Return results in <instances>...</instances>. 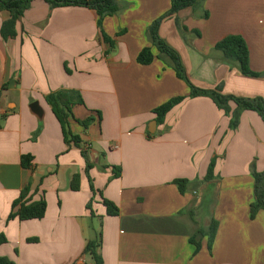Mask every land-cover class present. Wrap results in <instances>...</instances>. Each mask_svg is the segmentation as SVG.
Wrapping results in <instances>:
<instances>
[{
  "label": "crops",
  "instance_id": "obj_1",
  "mask_svg": "<svg viewBox=\"0 0 264 264\" xmlns=\"http://www.w3.org/2000/svg\"><path fill=\"white\" fill-rule=\"evenodd\" d=\"M120 12L106 18L104 33L95 11L52 8L32 1L13 28L0 12V258L15 264H95L85 254L101 233L103 264H264V211L251 219L255 202L253 166L264 172V123L258 113L226 115L191 90L173 68L155 59L137 62L152 46L148 30L171 9V0H119ZM181 57L198 88H220L225 96L262 98L264 77L241 74L216 46L242 37L250 68L264 74V0H204L165 19L159 30ZM69 90L80 94L72 132L82 150L69 148L46 98ZM187 98L158 124L154 110L171 99ZM94 123L84 129L78 122ZM154 122L157 125H154ZM32 157L29 168L22 159ZM216 160L215 179L205 182ZM80 177L79 191L72 190ZM176 180L189 185L181 194ZM94 187V191L92 190ZM42 198V220L8 221L25 188ZM103 199L119 216L109 217ZM90 206V209L88 208ZM218 222L208 248L192 240Z\"/></svg>",
  "mask_w": 264,
  "mask_h": 264
},
{
  "label": "trees",
  "instance_id": "obj_2",
  "mask_svg": "<svg viewBox=\"0 0 264 264\" xmlns=\"http://www.w3.org/2000/svg\"><path fill=\"white\" fill-rule=\"evenodd\" d=\"M34 0H0V12L9 11L12 14V20L3 26V31L13 28L18 17L22 16L28 5ZM53 9L61 7H84L96 12L98 16V27L101 31L103 40L112 46L113 41L103 31V22L106 18L113 17L120 12L119 0H44ZM204 0H171L170 11L153 23L149 28V38L152 46L145 48L138 56L137 62L142 66L151 65L155 59L164 61L175 71L177 77L185 82L191 90L190 98L207 97L210 98L215 105L226 115L231 113L230 102L237 106L231 120V129L238 126L239 114L243 110L253 111L259 114L264 123V100L262 98H238L235 96H225L221 93V89L206 90L196 87L190 80L184 68L180 55L172 49L163 39H161L159 30L165 19L175 16L179 12L186 9L198 8ZM216 50L223 53L226 60L236 63L239 66L242 75L251 78H261L264 74H258L250 68L249 49L245 40L240 36H229L216 46ZM187 98L178 97L171 99L167 103L154 110L158 124H162L166 116L177 106L181 105ZM46 101L51 107L55 117L59 121L65 144L69 147H76L82 150V154L88 162L87 170L91 169L89 149L82 148V140L71 130V121L75 120L73 108L82 105L83 100L78 92L62 90L50 94ZM85 130L93 123L94 119L89 118L85 121L78 122ZM23 166L29 168L32 163V157L25 156L22 159ZM216 160H214L208 170L205 182L213 181L215 177ZM253 175L255 178V202L251 205V219L254 220L257 214L264 211V172L259 173L253 166ZM175 185L179 188L181 194H185L190 184L187 180H176ZM80 177L73 179L72 190L77 192L80 188ZM94 191V187L92 186ZM31 189L25 188L19 199L13 203L12 211L8 221L19 219L20 221L42 220L47 212V203L44 198L40 201H32L30 198ZM103 205L106 207L109 217H117L120 214L119 208L112 202L103 199ZM90 209V206H88ZM218 222L213 219L207 231L199 230L198 236L192 240V244L196 248V253L201 250L200 239L208 237V248L212 250V246L218 230ZM7 243L4 235L0 236V246ZM102 246L101 233L98 234L96 240L90 241L86 247L85 254L88 255L95 264H103L102 257L99 253ZM0 264H15L8 258H0Z\"/></svg>",
  "mask_w": 264,
  "mask_h": 264
},
{
  "label": "water",
  "instance_id": "obj_3",
  "mask_svg": "<svg viewBox=\"0 0 264 264\" xmlns=\"http://www.w3.org/2000/svg\"><path fill=\"white\" fill-rule=\"evenodd\" d=\"M154 125L156 126L157 123L154 122ZM89 155L92 160H96L97 154L93 150H90Z\"/></svg>",
  "mask_w": 264,
  "mask_h": 264
}]
</instances>
